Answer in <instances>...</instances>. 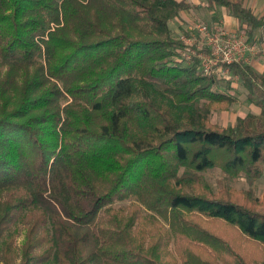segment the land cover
<instances>
[{
    "label": "trees",
    "instance_id": "16d2710c",
    "mask_svg": "<svg viewBox=\"0 0 264 264\" xmlns=\"http://www.w3.org/2000/svg\"><path fill=\"white\" fill-rule=\"evenodd\" d=\"M205 2L248 36L264 25L242 0ZM187 8L0 0V264H264V199L197 179L260 176L264 76L224 65L260 113L212 126L235 98L178 60L168 23Z\"/></svg>",
    "mask_w": 264,
    "mask_h": 264
},
{
    "label": "rangeland",
    "instance_id": "374dc122",
    "mask_svg": "<svg viewBox=\"0 0 264 264\" xmlns=\"http://www.w3.org/2000/svg\"><path fill=\"white\" fill-rule=\"evenodd\" d=\"M188 9L189 8L184 11H187V14L190 15ZM209 11H211V9ZM187 18L188 17H186V19H183L182 23L176 22L175 24L169 25L171 33L173 37H175V39H178L179 36H186L187 38L194 39V44L192 46L185 45L184 48L179 49L177 51L178 60L183 59L184 64H190L193 62L194 59L199 60L200 64V58L198 59L197 54L194 52V49L192 47L197 48L198 46L199 48H204L206 46V37L197 32L195 28L197 24L205 25L208 34L210 35L215 34L220 29L221 31H225L232 35L242 36L247 43H250L251 45L255 46L256 52L254 54L246 55V64L248 63L249 65H251L253 58H255L256 56V58L261 56V52L258 49V46H260V44L258 42H255L252 36H248L246 30L244 31L243 28L239 30L236 29L235 32H232L226 30L223 25L219 23V21H198L193 16L190 18L194 19L189 20ZM200 55H204V53L201 52ZM220 64L221 63H218L217 65L211 68L213 72H217V74L215 75H218L217 77L222 79L216 88L219 91H224L226 94L232 96L233 98H235V100L225 109L217 108L211 111L209 114L210 124L212 126L222 127L234 126L239 118H242L246 115H258L260 113V107L254 106L248 100L246 96V90L242 87L241 82L236 77L230 75L229 72L224 73L222 71V68L220 67ZM256 73L257 75L264 76V73ZM225 80L229 81L228 88L226 87ZM262 162L263 163L261 167V174L257 178L248 177L244 172H238L234 175H228L222 171L219 165H217L211 169L198 173L197 179L201 186L205 189L206 194H213L214 196H218L223 190H229L236 195H239L243 192H247L252 196L253 199L262 201L264 199V158ZM184 170L189 169L181 167L180 173ZM128 203L129 201L118 202L115 203L114 207L117 208L120 206H126L128 205ZM15 234L16 236L14 240L17 246L22 240L23 235L21 225L17 226Z\"/></svg>",
    "mask_w": 264,
    "mask_h": 264
},
{
    "label": "built area",
    "instance_id": "2783aa9c",
    "mask_svg": "<svg viewBox=\"0 0 264 264\" xmlns=\"http://www.w3.org/2000/svg\"><path fill=\"white\" fill-rule=\"evenodd\" d=\"M196 30L199 34L206 37V46L204 48H194V52L200 58L198 61V69L202 74L215 75L217 72L212 71V67L220 64L222 71L227 73L228 70L224 69V65L231 63H245L246 55L254 54L256 52L255 46L247 43L242 36L232 35L225 31H217L215 34H208L207 28L203 24H197ZM185 45L192 46L194 44L193 38L186 36H179L178 39ZM203 52L204 55H200ZM197 59V58H196ZM223 75V74H222ZM218 76V75H216Z\"/></svg>",
    "mask_w": 264,
    "mask_h": 264
},
{
    "label": "crops",
    "instance_id": "0c3cea01",
    "mask_svg": "<svg viewBox=\"0 0 264 264\" xmlns=\"http://www.w3.org/2000/svg\"><path fill=\"white\" fill-rule=\"evenodd\" d=\"M181 1V0H177ZM188 5V11L190 15L187 14V11L181 12L176 18L169 21L168 26L170 24H175L176 22L182 23L183 19H197L198 21L206 20V21H219L223 25L226 30L235 32L236 29L239 30L243 28V30L247 31L245 26L238 21H236L233 17L228 15L227 11L220 6L212 5L209 6L205 0H184ZM243 6L249 9L254 16L264 21V0H242ZM211 9V11H209ZM185 13V14H184ZM194 18H190V17ZM188 22V21H187ZM218 24V23H217ZM170 28V27H169ZM250 36L254 38L255 42H258L260 46H258L259 51L261 52V56L258 58L252 59V64L248 65L253 69V71L259 72L260 74L264 73V25L262 27L256 28L254 30H250ZM258 51V50H257ZM257 74V73H256ZM263 76V75H262Z\"/></svg>",
    "mask_w": 264,
    "mask_h": 264
}]
</instances>
